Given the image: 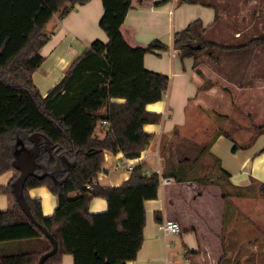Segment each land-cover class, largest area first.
I'll list each match as a JSON object with an SVG mask.
<instances>
[{"label":"trees","instance_id":"16d2710c","mask_svg":"<svg viewBox=\"0 0 264 264\" xmlns=\"http://www.w3.org/2000/svg\"><path fill=\"white\" fill-rule=\"evenodd\" d=\"M86 1L54 0L53 4L50 0H0V174L15 170L0 190L12 192V183L19 174L13 161L24 150L34 152L37 143L39 154L20 194L35 219L57 241L56 252L43 264H56L66 253L72 255L73 264H125L135 259L143 239L144 201L156 198L161 176L179 182L207 183V174L216 172V181L211 182L221 186L225 196L229 194L226 184L236 188L230 193L235 196L255 189L264 191V182L254 179L245 186L229 182L220 159L209 150L219 134L231 137L230 130L224 129H217L202 145L178 132L172 134L160 147L164 160L160 173H147L145 163L137 162L120 185L93 183L103 170L104 150L122 151L133 158L153 138L154 134L145 131L143 125L160 122L162 114L146 110L145 105L163 98L169 76L144 67L143 56L169 47L158 38L144 46L129 45L120 26L131 0H101L99 26L107 41L93 39L42 95L32 75L44 60L40 50L50 38L46 24L54 14L62 17L75 4ZM179 2L211 5L203 0ZM212 24L204 26L197 18L174 32L172 46L179 50L180 57L195 59V54L204 49L217 59L223 52L264 44V35L237 44L204 40L203 33ZM194 44L201 46L189 47ZM103 121L107 127L98 136L95 131ZM253 128L250 142L264 133V124ZM238 146L234 142L232 150ZM36 186H45L56 197V206L49 215L43 214L41 199L29 195V189ZM95 196L106 199L105 210H89ZM33 239L39 241L35 247L21 246L23 241ZM51 246L50 239L29 219L15 197L10 208L0 210V264H37Z\"/></svg>","mask_w":264,"mask_h":264},{"label":"crops","instance_id":"0c3cea01","mask_svg":"<svg viewBox=\"0 0 264 264\" xmlns=\"http://www.w3.org/2000/svg\"><path fill=\"white\" fill-rule=\"evenodd\" d=\"M50 1L54 4V0ZM156 1L158 0H131V7L120 26V31L131 46H144L152 39L158 38L169 47L164 51L146 52L143 56L144 67L169 76V86L163 98L145 105L146 110L160 112L162 117L158 123L143 125V129L152 132L154 136L148 146L140 151L139 156L129 158L122 151L114 153L104 150L103 170L98 172L96 178L97 183L102 186H117L128 179L131 170L127 168V159L133 165L144 162L147 173L151 171L160 173L164 164L160 147L172 134L179 133L183 112L190 100L197 95L199 81L188 79L194 72V58L190 66L185 65L182 59L181 65L179 64L176 60L180 56L179 50L172 46L173 34L197 18L204 26L213 23L215 15L219 12V5L213 0H203L211 5L179 0L156 4ZM226 7L224 1L222 8L224 13L227 11ZM102 13L101 0H88L83 4H75L62 17L58 13L54 14L48 21L46 27L50 32V38L40 50L44 60L32 75L33 82L42 95H45L63 76L69 64L93 39L107 41L105 32L99 26ZM218 16L219 14L215 23L218 22ZM240 19L245 20L244 17ZM115 100L122 101L120 98ZM258 104L260 105L261 101ZM106 127L107 125L103 123L96 131L104 132ZM246 132L247 130L241 134L247 136ZM262 134L264 133L257 135L253 141H243L242 144L231 137V141H225V137L228 136L219 134L210 145V152L220 159V166L228 172V180L232 185L245 186L253 179L264 182V150L261 151L264 139L259 140ZM234 142L239 146L232 150ZM14 173L15 170L10 169L0 174L2 183L0 186L6 185L5 182L9 181ZM169 179L168 183H159L156 198L144 201L145 224L142 244L136 258L126 261L125 264H218L221 256H216V248L219 244L217 233L220 231L216 228V217L217 213H221L222 194L219 193L220 196H217L207 193L203 187L199 191L198 183L193 181L179 182ZM42 188L50 193L45 186H36L29 189V195L39 197L43 214L49 215L56 203ZM35 190H38L40 195H35ZM43 196L46 198L45 202ZM7 203L6 196L0 195V210H5ZM106 207V199L101 196L93 197L89 204L91 212L103 211ZM164 220L178 222L181 230L177 233H164L159 227ZM177 236L178 239H175ZM209 238L213 240V244H210ZM21 244L23 248L35 247L39 241L33 239L23 241ZM181 255H184V261L181 260ZM56 264H73V257L69 253L63 254L61 261Z\"/></svg>","mask_w":264,"mask_h":264},{"label":"rangeland","instance_id":"374dc122","mask_svg":"<svg viewBox=\"0 0 264 264\" xmlns=\"http://www.w3.org/2000/svg\"><path fill=\"white\" fill-rule=\"evenodd\" d=\"M213 1L219 5L214 19L217 20L219 14L218 22H213L203 33L204 40L237 44L256 35H264V0ZM224 1L227 14L222 9ZM242 17L245 20L242 21ZM195 56L194 72L188 79L198 80L199 88L196 97L190 100L183 112L179 134L202 145L216 129H224L230 130L231 135L235 131L231 138L237 143L249 141L253 127L264 124V44L241 51L223 52L217 59L208 56L204 49ZM193 58L178 56L176 60L181 65L182 59L185 65L190 66ZM255 99L257 102L254 103ZM246 130L247 136L241 134ZM96 134L102 135L103 130L96 131ZM260 139H264V134ZM225 141H231L230 137H225ZM214 168L211 167L212 171ZM215 173L207 174V183L193 182L198 183L199 191L203 187L207 193L222 194L221 213H217L216 217V228L220 231L217 233L219 244L216 248V256H221L218 264H264V191L255 189L250 194L235 196L230 193L236 188L226 184L225 191L229 194L225 196L221 186L211 182L216 181ZM42 189L56 203V197ZM34 194L40 195L38 190ZM0 195L6 196L8 203L5 208H10L14 201L13 193L0 190ZM42 198L45 202V196ZM207 201L209 203L208 197ZM208 240L213 244L211 238ZM181 256L184 261V255Z\"/></svg>","mask_w":264,"mask_h":264},{"label":"water","instance_id":"95a60500","mask_svg":"<svg viewBox=\"0 0 264 264\" xmlns=\"http://www.w3.org/2000/svg\"><path fill=\"white\" fill-rule=\"evenodd\" d=\"M200 44H194L189 45L192 49H199ZM40 147L37 143H35V151L30 152L29 150H24L21 153H19L16 157V159L13 161L14 165L19 171L18 176L16 177L15 181L12 183V192L13 195L17 201V203L20 205L24 213L29 217V219L41 229V231L44 233L46 237H48L51 241V248L44 253H42L38 259L37 264H43L46 258L53 255L57 250V241L42 224H40L35 217L32 215L31 211L29 210V207L25 203L24 199L22 198L20 194L21 187L24 183V180L26 176L30 175L33 172L34 169V161L37 158L39 154ZM121 264V263H118Z\"/></svg>","mask_w":264,"mask_h":264},{"label":"built area","instance_id":"2783aa9c","mask_svg":"<svg viewBox=\"0 0 264 264\" xmlns=\"http://www.w3.org/2000/svg\"><path fill=\"white\" fill-rule=\"evenodd\" d=\"M103 122H104V124L107 125L106 121H103ZM127 165H128L127 168L129 170H131L133 168V166H134L133 163L128 162V159H127ZM169 181H170V179L167 178V177H160L159 183L160 184H165V183H168ZM93 183H97V180L95 179L93 181ZM159 227L166 234L177 233V232H179L181 230L179 223L174 221V220H164V221H162L159 224Z\"/></svg>","mask_w":264,"mask_h":264}]
</instances>
